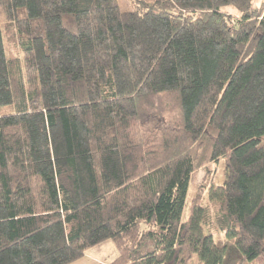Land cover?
<instances>
[{"label":"trees","instance_id":"obj_1","mask_svg":"<svg viewBox=\"0 0 264 264\" xmlns=\"http://www.w3.org/2000/svg\"><path fill=\"white\" fill-rule=\"evenodd\" d=\"M130 1L0 0V264H264V4Z\"/></svg>","mask_w":264,"mask_h":264},{"label":"rangeland","instance_id":"obj_2","mask_svg":"<svg viewBox=\"0 0 264 264\" xmlns=\"http://www.w3.org/2000/svg\"><path fill=\"white\" fill-rule=\"evenodd\" d=\"M254 5L260 7L264 4V0H254ZM121 9H130L132 8V2L130 0H119ZM228 11L237 15V12L232 8H229ZM224 158H219L216 162H209L206 166L198 168L195 173L192 175L190 181L186 201L184 216L187 215L188 206L192 204L193 200L200 202L204 207L209 211V223L205 225V230L210 231L212 229L214 239L220 244L231 245V241L226 239L223 231L220 227V221L217 220L215 202L209 199L208 195V186L211 184H220L224 178ZM208 168V169H206ZM209 178H211L209 181ZM117 255V249L112 241L106 240L98 245L89 247L85 254L78 260L70 264H108L114 257ZM238 259V254L233 249H230V256L227 258L228 263H233ZM191 263V262H190ZM189 263V264H190ZM242 264H262L260 259H256L250 263Z\"/></svg>","mask_w":264,"mask_h":264}]
</instances>
